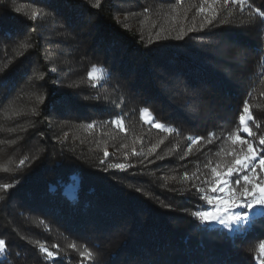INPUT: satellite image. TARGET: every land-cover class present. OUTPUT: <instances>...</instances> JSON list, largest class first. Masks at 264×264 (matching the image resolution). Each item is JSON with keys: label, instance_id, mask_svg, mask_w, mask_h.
I'll list each match as a JSON object with an SVG mask.
<instances>
[{"label": "trees", "instance_id": "obj_1", "mask_svg": "<svg viewBox=\"0 0 264 264\" xmlns=\"http://www.w3.org/2000/svg\"><path fill=\"white\" fill-rule=\"evenodd\" d=\"M94 4L0 0V264H259L264 212L239 232L194 213L213 207L197 188L231 164L237 129L264 180V23L223 0ZM189 137L204 139L189 152Z\"/></svg>", "mask_w": 264, "mask_h": 264}, {"label": "snow or ice", "instance_id": "obj_2", "mask_svg": "<svg viewBox=\"0 0 264 264\" xmlns=\"http://www.w3.org/2000/svg\"><path fill=\"white\" fill-rule=\"evenodd\" d=\"M102 0H95V7H99ZM182 2V0H181ZM214 2L218 3L220 0H214ZM228 4H237L239 6V10L241 12L244 11L245 7L252 9L249 12V20H253L256 17H259L261 22L264 23V11L260 8H254L253 5L249 4V0H223V5ZM20 11L19 8L16 9ZM205 9L200 7L199 11L203 12ZM147 11V9H145ZM46 13L42 10H35L32 11L31 15L29 16L32 20L42 19ZM119 22V21H118ZM211 23V20L208 21ZM21 47L27 49L29 47L28 44H22ZM100 72L104 73V69H98L97 66L92 67V71L89 72L90 78L92 77L93 72ZM43 77H41L42 79ZM42 99V98H41ZM142 117L145 120H149L150 116L145 114L149 113L147 108L140 110ZM243 113H249V105L247 101H245L243 106ZM253 120V116L251 114L245 116L241 114L239 116V122L242 126V131L247 133L249 137H253L254 133L252 129L248 126V122ZM117 127H122L123 121L122 119L119 121H113ZM88 128L94 127V124L87 125ZM155 127L163 128L164 126L156 123ZM167 131L172 132L173 129L166 128ZM214 133H209V136H213ZM203 137H189V147L188 151L191 152V145L194 143H199L203 140ZM229 139L232 140L234 145H241L239 151L235 147H233L230 151V154L234 156L231 164L226 167L224 171L218 170L221 165L217 164L214 167H210L209 165H205L206 167H210L211 171V179L205 177L203 183L208 185L207 188L200 187L197 188V192L199 194V198L205 201L207 204L213 205L210 210L207 211H197L194 213L196 217L201 219L205 222H217L227 229H233L234 225H240L242 222L249 221V213L247 211L238 212L233 211L236 208H243V209H253V208H260L264 210V180H260L257 172L256 167L257 157L259 153H257L256 149L253 147V142L250 139H245L242 135H240L239 129L235 133L229 134ZM212 141L209 140V143ZM259 144L264 145V135L259 137ZM243 146H246L243 147ZM154 150V149H153ZM105 157L109 155L107 150L104 152ZM21 164L24 163V160L20 161ZM258 165L264 169V156H260L258 160ZM113 167L124 170L125 165L123 164H115ZM245 170H248L252 173L251 176L243 175L242 177L237 176L236 174L242 173ZM188 174L185 173V177L187 178ZM195 176V173L193 174ZM236 177L234 182L230 183L229 178ZM199 179V177H196ZM241 180L243 181V185L241 184ZM12 187L10 184L2 185L3 189H8ZM225 189L228 190V194L226 197L224 196H209L207 192L211 193H223ZM35 246L38 247L41 253L46 254L47 258H53L56 253L49 250L48 247L45 246L44 243L39 241L35 242ZM58 247V246H57ZM70 248L76 249V244L69 245ZM7 251V242L4 239H0V255H4ZM258 251L260 255H257L255 259L259 262V264H264V241L259 242L258 244ZM79 255L82 258L92 260L94 259V253L85 247L84 251L79 252Z\"/></svg>", "mask_w": 264, "mask_h": 264}, {"label": "rangeland", "instance_id": "obj_3", "mask_svg": "<svg viewBox=\"0 0 264 264\" xmlns=\"http://www.w3.org/2000/svg\"><path fill=\"white\" fill-rule=\"evenodd\" d=\"M227 194H228V190L225 189V192H223V196L226 197ZM252 210H253V213H252ZM233 211H238V212L247 211L249 213V217H250L249 221L242 222L240 225H234L233 229H231V230L227 229L226 227H224L223 225H221V224H219L217 222H210V223H212L213 226L224 227V229L229 231V232H239V231H242L243 229H245L252 222V220L254 218V215L264 212V210H262V209H260L258 207L257 208H253V209L236 208Z\"/></svg>", "mask_w": 264, "mask_h": 264}]
</instances>
